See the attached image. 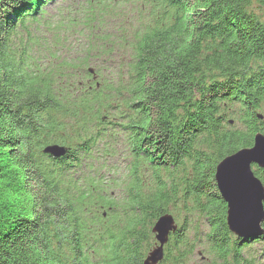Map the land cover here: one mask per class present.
Here are the masks:
<instances>
[{
	"label": "trees",
	"instance_id": "obj_1",
	"mask_svg": "<svg viewBox=\"0 0 264 264\" xmlns=\"http://www.w3.org/2000/svg\"><path fill=\"white\" fill-rule=\"evenodd\" d=\"M41 21L53 25L44 48L22 38ZM256 133L264 0H0V264H97L90 253L108 247L102 264H142L182 189L197 199L162 264L194 212L223 264H256L242 250L264 245V218L261 233L230 242L214 178ZM50 143L68 150L53 159ZM119 155L124 171L107 164ZM251 166L264 188V165Z\"/></svg>",
	"mask_w": 264,
	"mask_h": 264
},
{
	"label": "water",
	"instance_id": "obj_2",
	"mask_svg": "<svg viewBox=\"0 0 264 264\" xmlns=\"http://www.w3.org/2000/svg\"><path fill=\"white\" fill-rule=\"evenodd\" d=\"M252 163H257L259 167L264 165V134L262 133L254 135L250 147H242L223 158L217 164L214 174L223 201L227 202V227L238 236L261 232L260 223L264 218L261 203L264 199V188L251 171ZM234 174L236 177H233ZM242 182H245L244 186L241 185ZM238 185L240 187L237 190ZM171 229H174V225L170 215L158 218L152 231L156 232L160 245L149 253L143 264H156L162 258V245Z\"/></svg>",
	"mask_w": 264,
	"mask_h": 264
},
{
	"label": "rangeland",
	"instance_id": "obj_3",
	"mask_svg": "<svg viewBox=\"0 0 264 264\" xmlns=\"http://www.w3.org/2000/svg\"><path fill=\"white\" fill-rule=\"evenodd\" d=\"M29 28V26H28ZM238 110L230 109L224 112H221L224 122L227 124L229 119L232 116V113H237ZM232 123V120L230 121ZM234 128H240L235 122ZM219 163V162H218ZM217 163V164H218ZM217 166V165H216ZM215 166V170H216ZM263 167V166H262ZM236 177V174L233 175ZM240 185L237 186V190ZM183 190V189H182ZM177 192L175 196L178 198L176 204V209H168L169 214H171L175 221L180 225V221L185 218V211L183 207L191 208L194 204V201L197 197H193L192 194L186 195L185 191ZM242 193V191H239ZM262 208L264 207V199L262 200ZM206 222V220H199V215L197 212H194L188 217L187 228L184 232V238L182 243L174 244L170 250L169 260L165 264H223V260L218 258L214 252L209 251V247L206 243V236L204 235V230L200 226V222ZM235 239L234 237L230 238V242ZM189 244L188 254H186L181 262L176 260V255L179 251L183 250L185 244ZM140 248V247H139ZM242 258L251 259L254 263H262L264 261V245L259 241H253L251 244H247L242 250Z\"/></svg>",
	"mask_w": 264,
	"mask_h": 264
},
{
	"label": "bare ground",
	"instance_id": "obj_4",
	"mask_svg": "<svg viewBox=\"0 0 264 264\" xmlns=\"http://www.w3.org/2000/svg\"><path fill=\"white\" fill-rule=\"evenodd\" d=\"M241 185H243V186H244V185H245V182H242V183H241ZM232 197H234V196H232ZM263 209H264V208H263Z\"/></svg>",
	"mask_w": 264,
	"mask_h": 264
}]
</instances>
